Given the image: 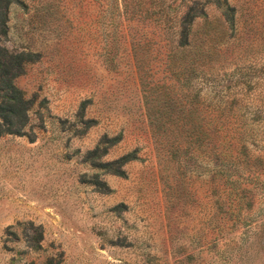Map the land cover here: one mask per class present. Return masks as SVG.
<instances>
[{
  "label": "rangeland",
  "instance_id": "1",
  "mask_svg": "<svg viewBox=\"0 0 264 264\" xmlns=\"http://www.w3.org/2000/svg\"><path fill=\"white\" fill-rule=\"evenodd\" d=\"M227 2L234 28L210 2L207 36L202 18L191 26L207 79L171 56L194 0L8 4L2 44L38 56L15 79L24 133L0 135V264H264V0ZM220 99L228 131L194 149V121L219 117ZM119 132L101 160L136 150L124 176L87 159Z\"/></svg>",
  "mask_w": 264,
  "mask_h": 264
},
{
  "label": "trees",
  "instance_id": "2",
  "mask_svg": "<svg viewBox=\"0 0 264 264\" xmlns=\"http://www.w3.org/2000/svg\"><path fill=\"white\" fill-rule=\"evenodd\" d=\"M18 1V0H16ZM214 1V2H212ZM12 0H0V8L5 6L6 9L0 10V135L3 133H14V134H23L26 121L28 119V111L31 107V100L27 99L24 95V92L19 89L15 84V79L23 74L24 66L30 61L38 56L37 53L32 51H9L2 44V37L7 35L8 32V18H7V8ZM214 3L217 9L220 12L219 20L223 23L229 25V28H234L235 23V7L228 4L227 0H194L193 5H188L186 11L178 27L174 30L176 37V45L171 56L176 60H187L188 64H194L191 67V71L194 73V77H202L207 79L206 73L198 72L196 69L201 67V63L206 62L210 59L211 53L209 50H202V42L205 39H202L200 44L191 47V42L189 35L191 33V26L197 18H202L204 21V28L202 35L207 36L209 33V19L208 13L206 12L205 5L207 3ZM166 30L170 31V28H173V25H169V20L166 17L163 19ZM211 28V27H210ZM171 32V31H170ZM172 33V32H171ZM224 31L221 32L223 34ZM194 48V49H193ZM191 55L190 59L187 58ZM182 63V62H181ZM200 73L202 76H200ZM196 78V79H197ZM201 101V102H200ZM204 97L200 96V90L194 91V110L198 109L200 104L204 106ZM160 103L165 104L164 100ZM232 103L229 105L223 100H218L213 104V108L221 111L218 113L219 117H215V114H209L210 121L207 122L205 116L197 118V121H194V149L199 147L210 146L211 140L209 138V133L205 130L215 131V135L219 136L220 133L224 131L223 136L228 131V117H220L223 115L226 108H231ZM163 110L164 106L158 104V109L153 110L154 114H148V117H151L150 123L156 128L159 129L162 123V117L159 113H156L159 109ZM261 110V109H259ZM82 115L84 110H82ZM228 112H226V115ZM234 116V114H232ZM238 118H234L237 120ZM86 127H90L95 123L94 119H84ZM244 122L242 123V125ZM211 125L210 127H208ZM205 126V128H204ZM122 133L119 132L115 136L104 135L100 140V144H104L102 148L98 145L95 149L88 151V160L94 167L100 168L103 172L124 176L125 170L123 165L131 160L137 158V151L133 150L128 152L119 158H116L111 161L101 160V157L107 152V147L118 143L122 139ZM195 155V152H194ZM217 156V155H216ZM97 174L94 175L98 190L102 193L109 192V188L106 183L97 178Z\"/></svg>",
  "mask_w": 264,
  "mask_h": 264
}]
</instances>
